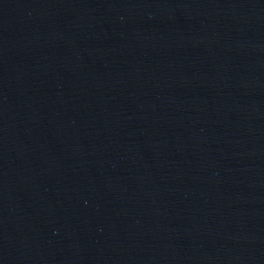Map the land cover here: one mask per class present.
Returning a JSON list of instances; mask_svg holds the SVG:
<instances>
[{
	"label": "water",
	"instance_id": "1",
	"mask_svg": "<svg viewBox=\"0 0 264 264\" xmlns=\"http://www.w3.org/2000/svg\"><path fill=\"white\" fill-rule=\"evenodd\" d=\"M0 264H264V0H0Z\"/></svg>",
	"mask_w": 264,
	"mask_h": 264
}]
</instances>
